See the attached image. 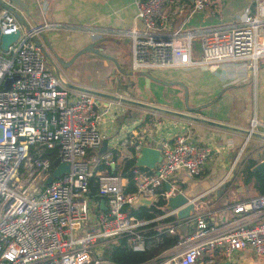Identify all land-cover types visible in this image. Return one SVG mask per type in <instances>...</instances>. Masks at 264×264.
Instances as JSON below:
<instances>
[{
    "label": "built area",
    "instance_id": "obj_1",
    "mask_svg": "<svg viewBox=\"0 0 264 264\" xmlns=\"http://www.w3.org/2000/svg\"><path fill=\"white\" fill-rule=\"evenodd\" d=\"M211 1L134 0V17L141 26L126 29L43 21L24 30L12 13L0 11V33L19 31L6 51L0 50V264H118L102 255L119 237L134 251L147 249L150 243L140 227L149 221L136 219L127 207L138 195L153 196L154 204L156 191L163 186L159 194L164 213L150 221L174 216L166 199L183 194L179 184L184 179L177 178V172L196 175L209 151L182 134L161 140L153 145L160 161L152 170L133 166L134 190L125 191V178L112 170L123 158L136 157L143 141L123 135L103 148L99 130L104 117L119 115L120 102L66 88L32 38L53 30H85L91 40L125 39L133 74L215 70L233 64L254 77L259 59L264 58V0H253V10L244 7L232 22L190 27L191 17L207 10ZM256 125L252 118L233 164ZM51 154L68 168L45 183L55 168ZM100 164L104 167L98 168ZM92 177L97 200L89 196ZM164 183H169L167 190ZM198 198L188 199L193 212L187 219L164 223L169 233L186 223V234L154 259L138 264H195L217 248L226 256L251 249L264 260V218L247 222L264 214V193L235 203L232 212L238 216L220 224L208 222L210 210L199 205Z\"/></svg>",
    "mask_w": 264,
    "mask_h": 264
},
{
    "label": "crops",
    "instance_id": "obj_2",
    "mask_svg": "<svg viewBox=\"0 0 264 264\" xmlns=\"http://www.w3.org/2000/svg\"><path fill=\"white\" fill-rule=\"evenodd\" d=\"M252 1L212 0L207 10L191 17L189 26L201 27L232 22ZM25 2L28 12L25 20L31 25L49 21L97 29L141 26L134 17V0ZM45 35L51 48L50 55H53L55 61L61 59L60 57L68 59L92 41L85 30H53ZM102 38L103 41L99 43L102 52L114 57L122 68L129 70V58L125 61L122 55L129 56L127 41L109 36L98 39ZM119 45L123 50L119 49ZM195 50H198L197 45ZM103 64L107 68V76L101 86L91 87L70 82L111 95L135 99L168 111L212 120L232 129L208 125L167 112L153 111L130 103H120L119 115L113 119L110 116L104 117L100 125L102 147L110 145L123 135L132 139L140 138L143 144L148 146L156 145L161 140H171L177 134L186 135L189 141L203 144L209 151L199 170V176H186L184 171L177 172V178L184 179V185L181 187L183 195L188 199L199 196L197 203L206 205L210 210V224H220L238 216L232 212V206L258 194L251 183L243 180L239 170L246 160L257 163L264 159V58L259 59L254 77H251L246 69L235 67L233 64H222L215 70L162 69L150 73L169 84L149 81L148 85H145L142 76L124 75L125 78H134L135 85L127 90L118 87L113 75L116 71L113 63L109 61ZM252 118L257 122L255 134L244 143L239 157L233 164L237 150L244 141V131L249 127ZM263 218L264 214L257 215L249 217L247 222L256 223ZM201 259H205L206 264H264V260L251 249L234 251L226 256L221 248H217L210 255L201 256L195 264H204Z\"/></svg>",
    "mask_w": 264,
    "mask_h": 264
},
{
    "label": "water",
    "instance_id": "obj_3",
    "mask_svg": "<svg viewBox=\"0 0 264 264\" xmlns=\"http://www.w3.org/2000/svg\"><path fill=\"white\" fill-rule=\"evenodd\" d=\"M0 6L2 7V9L7 10L8 12L12 13L15 19L18 21V23L24 30H28L29 26H31V24H28V22L25 20V16L28 15V12H26L27 3L25 2V0H6V1L0 0ZM18 34H19V31H15L13 33H0V50L6 51L8 45L12 43L18 37ZM32 40L34 44L40 49V51L44 55L48 68L52 71L54 76L68 89L92 94L97 97H103L106 99L118 101L120 103L134 104V105L144 107L146 109H150L153 111H162V112L179 115L186 119L199 121L202 123H206L208 125H216V126H222L224 128L232 129L230 126L221 125L212 120L192 117L189 115H183L180 113H176L175 111H168L166 109H162L160 107H156V106H153L148 103L141 102L135 99H131V98L123 97L119 95H111V94H108V93H105L99 90H95V89L87 88V87H81L74 83H71L70 81L66 80L62 72L60 73V70H59L60 59H58V61H55V59L52 58L53 55L52 56L50 55V53L52 52H51V48L47 41L45 33L39 34L38 37H33ZM102 41H103V38L95 39V40H92L86 43L84 46L78 49L75 53H73V55L70 57L69 61L66 62V64L71 63L73 60H75V58H77L79 55L83 53H90L99 58L111 61L115 69L119 73L123 75H129V76L133 75V73L130 70H126L122 68L114 57L102 52L101 47L98 46V44L101 43ZM136 75L142 76L144 78L145 85H148L149 81H155L157 83H162V84H169V83L163 82L157 79L156 77L152 76V74L149 71H140L136 73ZM9 82L10 80H7L5 82L6 86H8ZM247 132L248 131L246 129L244 131V134L246 135ZM254 134L255 132H252L251 136ZM160 158L161 156H160L158 148H155L153 146L143 145L140 149L139 154L135 157L133 166L140 167L146 170H152L153 166L160 161ZM52 164L53 166H55V168L51 172V176L45 180V183L49 182L51 177L52 178L58 177L59 175L67 171V168H68L67 164L64 162H58V159H54L52 161ZM251 171L257 173V175H259L261 178L264 179V159L255 163L252 166ZM168 187H169V183H164L165 190H167ZM153 199H154L153 196L144 197V196L138 195L136 200L131 204V207L135 210H137L140 207H149L153 205V202H152ZM99 205L101 208H104L103 201H100ZM166 208L168 210L174 211V218L177 220L178 223L187 219L190 216L191 212H193L192 203H190L188 201V198L181 193H177L174 196L168 197L166 199ZM187 229H188V225L186 223H182L181 225L178 226L179 233L182 236L186 234Z\"/></svg>",
    "mask_w": 264,
    "mask_h": 264
},
{
    "label": "trees",
    "instance_id": "obj_4",
    "mask_svg": "<svg viewBox=\"0 0 264 264\" xmlns=\"http://www.w3.org/2000/svg\"><path fill=\"white\" fill-rule=\"evenodd\" d=\"M253 2L249 4L251 10H253ZM2 7L0 6V11ZM51 160H54L55 155H50ZM135 157L133 155L123 158L112 170L113 172H118L120 176L125 178L126 185L125 191H133L134 185L131 179L132 169L134 164ZM254 161L246 160L242 167L239 170L240 175L246 183H251L252 187L257 191L258 194L264 193V179L261 178L257 173L252 172L251 168L254 165ZM104 165L100 164L98 168H103ZM140 170H145L143 168H138ZM107 171L111 172L109 166L107 167ZM200 172H198L194 176H199ZM96 181L95 178L92 177L89 180V196L95 200L99 197L96 196ZM163 191V186L157 189V199L153 205L149 207H140L137 210L128 206L127 211L130 215H133L136 219L147 220L149 221L145 225L140 227V234L144 239L148 240L150 246L143 251H134L132 250L126 242L124 237L117 238L114 242L109 243V245L103 251V257L113 261L118 264H138L143 263L145 261L154 259L157 257L162 251L171 247L176 241L181 239V235L177 228L174 227V231L172 233L168 232V225L164 223L172 222L175 218L173 215L168 217H164L157 221H150L156 216H159L164 213L162 208L164 204V200L160 196V192ZM171 224V223H168ZM202 260V259H201ZM204 264H206L205 259L202 260Z\"/></svg>",
    "mask_w": 264,
    "mask_h": 264
},
{
    "label": "rangeland",
    "instance_id": "obj_5",
    "mask_svg": "<svg viewBox=\"0 0 264 264\" xmlns=\"http://www.w3.org/2000/svg\"><path fill=\"white\" fill-rule=\"evenodd\" d=\"M215 9L217 10L218 8L216 7ZM98 46H100V44ZM121 48L123 50V47L119 45L120 50ZM122 55L125 61L129 58L127 54L126 55L122 54ZM60 58L61 59L59 64L60 66L59 70L60 73L62 72V74L64 75L67 81H71L74 83H79L80 85L91 86V87H97L99 85L101 86V84H104V77L107 76L106 75L107 68H105L103 62L109 63V60L107 61L106 59L96 57L95 55H92L90 53H83L79 55L75 60H73L69 64H66V62L69 61L70 57L68 59L62 57ZM113 75H114V79H116V83L118 84L119 88H124V90H127L128 88L131 87L133 88V86L135 85L133 82L134 78H125L126 76L124 77V75L117 73V70L113 73ZM106 80L109 81L111 79L109 80L106 79ZM114 84H115V80H114ZM182 185H184V183L179 184L180 187H182Z\"/></svg>",
    "mask_w": 264,
    "mask_h": 264
}]
</instances>
